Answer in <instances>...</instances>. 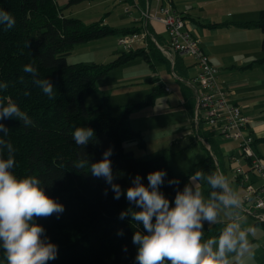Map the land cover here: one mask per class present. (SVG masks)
<instances>
[{"label":"trees","instance_id":"16d2710c","mask_svg":"<svg viewBox=\"0 0 264 264\" xmlns=\"http://www.w3.org/2000/svg\"><path fill=\"white\" fill-rule=\"evenodd\" d=\"M80 1L69 0L68 5ZM148 1L151 3L152 0ZM0 7L9 11L16 20L11 30L0 27V79L9 83L0 97L5 106L9 102L16 103L32 120L28 126L17 118L0 121L9 128L8 139L16 149V164L10 171L18 179L36 176L45 193L65 207L59 217L53 214L34 218L35 223L44 227V235L50 242L58 245L57 259L48 264H135L137 248L132 243V237L136 231L144 232L143 226L127 218L123 221L119 219L121 211L134 206L124 196L114 199V193L104 179L91 175V164L100 161L103 153L111 148L115 182L124 189L131 186V180L137 174L141 176V183L147 185L148 173L165 170L167 176L158 190L169 199L170 206H174L176 195L186 187L194 192L198 189L189 176L176 177L172 173L166 156L141 161L123 147L125 142L140 141V133L130 127V114L137 108L153 104L157 95L163 93L161 86L154 87L140 102L125 108L119 117L110 113L107 96H103L99 104L87 106L85 103L88 97L99 92V80L120 65L137 57L145 62H149L151 57L166 60L150 44L149 50L121 52L107 65L68 64L65 57L76 45L112 35L141 33L143 22L132 21L129 26L121 28L101 21L85 24L80 19L66 16L55 0H0ZM242 25L256 27L262 32L263 57L260 61L264 62V10L259 12L256 21ZM146 27L154 31L152 23H147ZM152 34L158 40L162 39L157 33ZM29 63L38 68L37 78L53 83L57 91L54 100H49L41 87L33 83L32 76L23 72V66ZM174 73L182 80L187 79L186 67L178 58L174 63ZM178 83L186 107H191L192 113V94L183 83ZM78 127H90L95 132L93 140L84 147L77 146L72 139L73 131ZM200 132L213 155L207 151V155L196 164L195 173L201 175L207 204H221L216 196L222 190L212 188L208 179L218 174L225 176L228 169L226 161L218 152L214 135L209 131ZM139 145L143 143L139 142ZM7 156L5 149L4 158L7 159ZM171 179L179 183L170 185L168 181ZM227 225L216 223L208 226L203 232L202 243L216 240ZM121 229L124 235L118 236L117 232ZM125 246L127 251H124ZM215 248L216 245H213ZM0 264H7L2 248Z\"/></svg>","mask_w":264,"mask_h":264},{"label":"clouds","instance_id":"9594fccd","mask_svg":"<svg viewBox=\"0 0 264 264\" xmlns=\"http://www.w3.org/2000/svg\"><path fill=\"white\" fill-rule=\"evenodd\" d=\"M14 16L0 7V27L11 30L15 27ZM23 72L32 76L33 83L39 85L49 100H54L57 91L53 83L47 79H39L38 68L33 64H25ZM9 83L0 79V93L5 92ZM17 118L25 126L31 125L29 115L16 104L9 102L7 106L0 97V121ZM9 128L0 122V248L5 252L7 264H48L58 256V245L50 242L44 235L45 229L34 222L35 217H57L65 211L62 203L45 193L41 181L36 176L18 179L11 171L15 164L13 143L9 137ZM94 129L90 127L75 128L72 139L77 146H86L94 138ZM5 149L8 152L4 158ZM112 149L103 153L100 161L91 164L90 173L96 178H103L113 198L122 196L131 206L119 214L120 220L126 218L134 224L143 226L144 232L136 231L132 243L137 248L135 264H229L228 254L243 256L250 252L248 239L252 229H241L240 224L229 223L220 234L218 240L210 239L202 243L204 222L215 223L218 217V204H206L200 192L186 187L176 195L174 206L158 189L167 176L165 170H156L147 174V185L141 183L137 174L131 180V186L124 189L116 183L110 157ZM194 183L201 179L200 173L191 177ZM170 185L179 181L171 179ZM212 188H219L222 193L216 199L225 208H241L243 200L236 191L229 188L227 177L222 174L208 179ZM107 194V190L106 193ZM139 209V210H134ZM123 236V230H118ZM213 245H216L215 250ZM127 251V247H124Z\"/></svg>","mask_w":264,"mask_h":264},{"label":"rangeland","instance_id":"374dc122","mask_svg":"<svg viewBox=\"0 0 264 264\" xmlns=\"http://www.w3.org/2000/svg\"><path fill=\"white\" fill-rule=\"evenodd\" d=\"M59 7L68 17H74L82 20L85 24L101 21L103 24L114 28L129 26L133 18H139L138 8H132L130 17L125 9L127 2L120 5L114 0H81L78 3H71L69 0H56ZM178 6H182L183 12L188 8H193L190 0H176ZM154 2L152 3V8ZM72 13V14H70ZM252 28L256 32L261 31L258 28ZM119 36L112 35L107 38L94 40L76 45L73 50L65 57L68 64H103L112 63L114 59L122 52L118 45ZM152 77L159 79L160 83L172 87L174 90L170 93H160L151 105L135 109L129 116L130 124L134 131L139 130L144 134L146 145L141 147L140 141L125 142L123 147L134 157H141L144 151L147 154L155 153V157L166 156L169 167L176 177H193L196 164L202 160L207 151L203 148L202 134L199 137L192 132L191 128V107L187 110L186 106L180 104L184 101L181 85L171 75L168 65L164 60L151 57L149 62L137 57L130 60L118 68L111 70L105 78L99 80V92L87 98L86 105L91 106L99 104L103 96H107L110 113L119 117L123 114L125 108H129L145 98V95L152 90L153 84L150 81ZM154 88V87H153ZM259 119L263 116L257 115ZM203 125L201 126V128ZM217 145L222 153L236 152L237 143L233 140L215 137ZM264 158V143L259 147ZM260 154V153H259ZM153 159V158H148ZM229 188L236 191L239 196H244V190L234 182V174H227ZM200 192L202 199L207 204L208 198L205 194V188L201 179L194 183ZM218 217L215 223L204 222L202 232L208 226L216 223L229 224L239 223L241 229H252L248 239L250 242V252L243 256L236 253H229V264H264V223H256L248 216L244 208H225L218 204ZM244 207L250 205L243 203ZM219 237L216 239L218 240Z\"/></svg>","mask_w":264,"mask_h":264},{"label":"built area","instance_id":"2783aa9c","mask_svg":"<svg viewBox=\"0 0 264 264\" xmlns=\"http://www.w3.org/2000/svg\"><path fill=\"white\" fill-rule=\"evenodd\" d=\"M114 1L125 4L127 0ZM154 1L153 8L147 0L144 8H139L134 3L125 9L130 15L131 8H138L143 30L138 34L119 36L118 45L122 51L129 52L139 47L146 49L149 44H153L166 58L172 75L193 93L191 121L197 136L198 132L205 128L215 137L237 143V150L230 156V161L234 178L244 190L243 203L250 205V208H244V211L254 215L256 221L264 223V159L255 150L251 120L242 113L238 105L230 101L228 92L220 86L218 70L211 65L199 38L187 29L184 14L174 10L172 0ZM188 10L187 8L185 12ZM149 22L162 26L166 35L163 41L157 40L146 27ZM176 56H186L193 60L192 68L195 73L186 80L176 77L174 73ZM163 91L169 93L171 90L168 86H163ZM199 139L201 140L200 137ZM202 141L210 151L209 145ZM255 180H260L261 183L256 186Z\"/></svg>","mask_w":264,"mask_h":264},{"label":"crops","instance_id":"0c3cea01","mask_svg":"<svg viewBox=\"0 0 264 264\" xmlns=\"http://www.w3.org/2000/svg\"><path fill=\"white\" fill-rule=\"evenodd\" d=\"M132 1L137 2L139 8H144L142 4L144 2L143 0ZM132 1L127 0V5H133ZM146 1L147 0H145V3ZM153 2L155 6V1L152 0L150 3L151 8ZM190 3L193 5V8L189 9L187 12H183L182 6H178L176 0H172L174 10L178 13L184 14L187 22V29L194 36L199 38L201 47L208 55L211 65L217 68L218 82L220 86L228 92L230 101L238 105L241 108L242 113L251 120V130L253 131V136L255 138V150L258 154L260 153L259 155L262 157L260 152L261 149H259V147L264 143V62L260 61L263 57V52L261 51L263 34L262 32L258 33L256 30H252L254 27H245L242 24L257 20L259 12L264 10V0H190ZM131 9L130 15L127 13L130 17L132 16ZM132 21L138 22L140 20L139 18H133ZM152 27L154 31L151 32L157 33L159 37L162 38L159 41H163L166 38V35L162 30L163 28L155 23H152ZM150 46L151 45L149 44L145 50H149ZM137 49L144 48L139 47ZM152 58L157 59L156 57ZM163 58L166 60L165 57ZM177 58L181 60L186 67V77L188 79L195 73L192 68L193 60L186 56H176L175 60ZM167 64L169 66L168 62ZM169 71L172 75L170 69ZM173 78H175V76H173ZM150 81L152 82L153 87L161 86L163 89V86H167L160 83L159 79H155V77H152ZM177 81L180 82L179 80ZM183 85L191 92V98L193 100L194 97L192 91L184 83ZM169 88L171 90L170 92L174 90L172 87ZM151 91L152 90L147 94ZM163 93L165 92L163 91ZM180 104L186 106L185 100H181ZM258 114L263 116L262 119L257 117ZM190 125L192 132L196 134L192 121ZM130 127L133 129L131 124ZM200 131L207 130L202 128ZM137 132L140 133V142L143 143L141 147H144V145L147 144L146 139H148L149 136L144 137V134L139 130H137ZM203 146L206 151H209L205 144ZM216 146L218 147V152L220 155L222 154L224 156L226 161V167L228 168L225 172L226 177L228 173L232 174L233 165L230 161V156L235 152L233 151L231 154L222 153L217 142ZM209 154L213 155L211 149ZM154 157L155 153L152 152L147 154L144 151V154L141 157L135 158L143 161ZM234 182L241 187L236 179H234ZM260 183V180H255L254 185L257 186ZM243 208L246 207L243 205ZM247 215L252 217L256 223H260L256 221L254 215Z\"/></svg>","mask_w":264,"mask_h":264},{"label":"bare ground","instance_id":"6f19581e","mask_svg":"<svg viewBox=\"0 0 264 264\" xmlns=\"http://www.w3.org/2000/svg\"><path fill=\"white\" fill-rule=\"evenodd\" d=\"M140 24V23H139Z\"/></svg>","mask_w":264,"mask_h":264}]
</instances>
